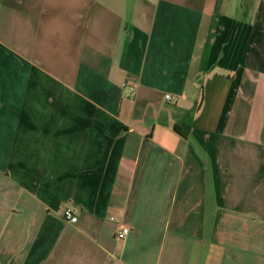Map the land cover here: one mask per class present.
Wrapping results in <instances>:
<instances>
[{
    "label": "crops",
    "instance_id": "1",
    "mask_svg": "<svg viewBox=\"0 0 264 264\" xmlns=\"http://www.w3.org/2000/svg\"><path fill=\"white\" fill-rule=\"evenodd\" d=\"M0 264H264V0H0Z\"/></svg>",
    "mask_w": 264,
    "mask_h": 264
},
{
    "label": "built area",
    "instance_id": "2",
    "mask_svg": "<svg viewBox=\"0 0 264 264\" xmlns=\"http://www.w3.org/2000/svg\"><path fill=\"white\" fill-rule=\"evenodd\" d=\"M133 91V88L130 87L129 88V93H131ZM167 100H170L169 97H166ZM62 219L67 222V223H76L77 222V218L73 215L72 211L70 209H65L62 212ZM129 233V230L127 228H122L117 234H116V238L118 240H123Z\"/></svg>",
    "mask_w": 264,
    "mask_h": 264
},
{
    "label": "trees",
    "instance_id": "3",
    "mask_svg": "<svg viewBox=\"0 0 264 264\" xmlns=\"http://www.w3.org/2000/svg\"><path fill=\"white\" fill-rule=\"evenodd\" d=\"M175 132H176V133H180L179 130H177V128L175 129Z\"/></svg>",
    "mask_w": 264,
    "mask_h": 264
}]
</instances>
